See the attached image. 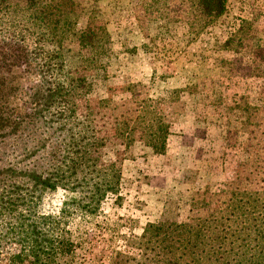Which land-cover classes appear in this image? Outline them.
<instances>
[{"label":"rangeland","instance_id":"374dc122","mask_svg":"<svg viewBox=\"0 0 264 264\" xmlns=\"http://www.w3.org/2000/svg\"><path fill=\"white\" fill-rule=\"evenodd\" d=\"M187 1L168 0L163 9L152 0H72L69 28L60 32L66 68L90 86L80 110L93 109L107 136L98 152L122 172L101 214L75 221L82 237L73 264L134 255L149 223L196 226L227 210L225 191L264 188V0H227L198 34ZM88 23L108 36L91 52L80 45ZM159 118L164 153L145 131ZM63 199L57 191L44 210L58 211Z\"/></svg>","mask_w":264,"mask_h":264},{"label":"trees","instance_id":"16d2710c","mask_svg":"<svg viewBox=\"0 0 264 264\" xmlns=\"http://www.w3.org/2000/svg\"><path fill=\"white\" fill-rule=\"evenodd\" d=\"M226 2L188 0L191 31L213 24ZM72 5L0 0V261L7 250V264H73L82 237L75 221L98 217L120 191L121 170L98 152L107 136L89 104L80 110L90 86L66 68L60 32L69 28ZM157 5L165 9L168 0L150 7ZM104 36V27L88 23L81 50L94 51ZM157 123L156 130L145 128L146 137L164 153L166 128L162 119ZM59 190L61 207L45 211ZM224 194L227 210L220 216L200 218L196 226L149 223L135 254L116 252L111 264H264V188Z\"/></svg>","mask_w":264,"mask_h":264}]
</instances>
